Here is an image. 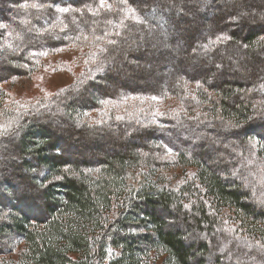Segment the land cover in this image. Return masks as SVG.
Returning a JSON list of instances; mask_svg holds the SVG:
<instances>
[{"label": "trees", "instance_id": "16d2710c", "mask_svg": "<svg viewBox=\"0 0 264 264\" xmlns=\"http://www.w3.org/2000/svg\"><path fill=\"white\" fill-rule=\"evenodd\" d=\"M103 5L0 0V69L92 71L32 113L0 74V264H264V0Z\"/></svg>", "mask_w": 264, "mask_h": 264}, {"label": "rangeland", "instance_id": "374dc122", "mask_svg": "<svg viewBox=\"0 0 264 264\" xmlns=\"http://www.w3.org/2000/svg\"><path fill=\"white\" fill-rule=\"evenodd\" d=\"M220 10H222V7H220ZM75 50L76 49H68L53 55L43 56L39 69L30 75L23 74L22 72L12 75L10 73V67H3L0 69L1 75L10 74V76H7L6 78L4 77L5 79L1 84L3 90L5 91L4 95L8 96L6 97L7 99L5 98V106L8 109H12L14 113H19L20 111H26L28 113L39 112L45 105L47 106L51 102L53 97L58 94L60 90L71 86L72 83H74L78 77H81L84 72L92 73V71L86 67V63L84 64L80 62L82 60L79 53L80 50ZM124 104L125 102L122 105ZM167 105L178 109L177 101L169 104L167 103ZM163 108L164 106H158L159 111ZM127 111H129V109L124 108L123 106L118 108V112L121 115H125V112ZM98 114L99 113L97 112L96 116H98ZM101 119L102 118L100 117L98 121ZM50 120L51 119L49 117L44 118V121L46 122H49ZM53 122L54 125H61L58 121ZM11 127L12 124H9L6 126V129L9 130ZM119 140H123V136H120ZM214 140L215 144L213 145L215 147L219 145V142H223L219 141L217 137H214ZM103 145L111 146V143L110 141H105ZM88 149L89 147L87 148V153H89ZM209 153L210 152H208V154ZM14 156L15 154L13 151H1L0 162H8V159L13 158ZM218 156L220 157V154ZM165 157L167 160H170L169 163L174 164L173 160L175 157L171 151L168 152ZM193 171L194 170H187L186 173L183 172L181 168L176 166V168L173 167L170 169L169 173L174 174L173 180L175 182H181L185 175L190 174V172L193 173ZM249 258H252L251 255Z\"/></svg>", "mask_w": 264, "mask_h": 264}, {"label": "snow or ice", "instance_id": "6c2138e0", "mask_svg": "<svg viewBox=\"0 0 264 264\" xmlns=\"http://www.w3.org/2000/svg\"><path fill=\"white\" fill-rule=\"evenodd\" d=\"M101 6H104L103 0H101ZM33 7H37V5H33ZM108 7H111V6L109 5ZM57 10L62 12V13L73 11V9H70V8H58ZM89 11H92V9H89ZM131 11L134 12V10H131ZM109 23H111V22H109ZM0 27H4V26L0 25ZM96 39H100V38L97 37ZM221 39H222L221 37H217V40H221ZM109 43H113V41H109ZM101 50L103 51V49H101ZM153 99H155V97ZM169 151H171V150L169 149ZM256 246L261 248V249H264V243H261L260 241H256ZM249 247H252V245H249Z\"/></svg>", "mask_w": 264, "mask_h": 264}]
</instances>
